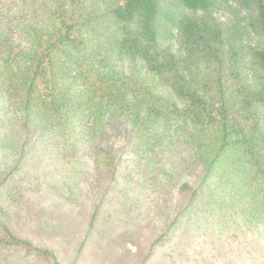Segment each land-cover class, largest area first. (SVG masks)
<instances>
[{
  "label": "trees",
  "instance_id": "obj_1",
  "mask_svg": "<svg viewBox=\"0 0 264 264\" xmlns=\"http://www.w3.org/2000/svg\"><path fill=\"white\" fill-rule=\"evenodd\" d=\"M0 107L22 136L9 179L59 135L91 145L109 179L114 152L100 140L119 127L153 137L151 152L161 142L185 151L188 199L158 244L182 234L210 196L222 224L237 205L242 221L264 220V0H0ZM2 217L0 207V253L56 264Z\"/></svg>",
  "mask_w": 264,
  "mask_h": 264
},
{
  "label": "rangeland",
  "instance_id": "obj_2",
  "mask_svg": "<svg viewBox=\"0 0 264 264\" xmlns=\"http://www.w3.org/2000/svg\"><path fill=\"white\" fill-rule=\"evenodd\" d=\"M19 132L0 107L2 218L16 236L53 251L56 264H143L151 250L148 264H264V220L255 218L259 212L248 223L241 220L239 205L227 208L222 224L218 209L208 210L213 196L182 234L158 244L188 199L180 193L191 177L185 151L184 156L172 155L161 142L160 149L151 152L150 142L156 141L152 135L148 142L150 136L137 138L119 127L100 140L114 152L115 171L109 179L97 173L91 145L79 142L72 147L58 134L45 148L34 150L35 159L27 171L9 179L6 174L20 155ZM175 134L170 129L166 137L175 139ZM182 165L185 172L180 171ZM239 229L246 230L248 240L257 247L252 252L243 249L247 241ZM0 264L54 263L1 252Z\"/></svg>",
  "mask_w": 264,
  "mask_h": 264
}]
</instances>
